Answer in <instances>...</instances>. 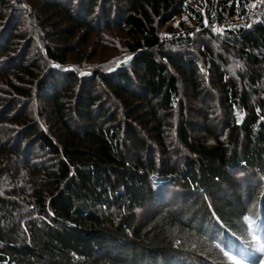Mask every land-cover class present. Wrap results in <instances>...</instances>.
<instances>
[{"label":"trees","instance_id":"trees-1","mask_svg":"<svg viewBox=\"0 0 264 264\" xmlns=\"http://www.w3.org/2000/svg\"><path fill=\"white\" fill-rule=\"evenodd\" d=\"M0 90V264L264 258V0H0Z\"/></svg>","mask_w":264,"mask_h":264},{"label":"rangeland","instance_id":"rangeland-1","mask_svg":"<svg viewBox=\"0 0 264 264\" xmlns=\"http://www.w3.org/2000/svg\"><path fill=\"white\" fill-rule=\"evenodd\" d=\"M101 37V38H100ZM95 38L97 39V40H99V39H102L103 41V46L101 45L100 46V49H103L102 51H103V54H102V52H100L99 51V53H100V56H98V57H96L95 58V60H94V62H98L99 63V65L100 64H110V63H112V62H115L114 60H116V59H118V57H121L122 55H126L127 54V52L125 51V44H124V41H125V37H124V35H123V33H122V31H119V30H115V31H110V32H105V33H103L102 35H100V33L99 34H96L95 35ZM96 39H94V40H96ZM95 46H94V43L93 44H91V46L89 47L91 50H93V48H94ZM173 52H175L176 54H178V55H180V54H182V53H180V52H178V51H176V50H174ZM185 53H187V52H185ZM205 73V72H204ZM204 73H202L203 74V76L205 77V79L207 80V82H208V79H210L209 78V76L208 75H206V74H204ZM206 82V83H207ZM1 87L2 88H4L5 89V91L6 90H8V87L6 86V85H1ZM208 87V86H207ZM206 87V88H207ZM208 89H209V87H208ZM11 92H12V90H10ZM210 91V90H209ZM2 94H4V92H3V90H0V97H2L3 96V98L4 97H6L8 94L6 93V94H4V95H2ZM209 95V94H208ZM204 101H205V103L206 104H204V105H202V107H200V108H193V109H198L197 110V112H198V114H200V115H208L209 116V111H206V109H207V105H211L210 104V102L208 101V99H206V98H204ZM216 104H218V105H216ZM214 105H216L217 107H219V108H217V110H218V112H215L213 115H212V122H213V124L215 123V120L216 121H218V114H221L222 115V107H221V105L219 104V103H217V102H214ZM213 106V105H212ZM221 107V108H220ZM177 113L174 115V118L172 119V122L175 124L174 126H173V129L171 130V134L172 135H168V142L169 143H172L173 144V142H176V135H175V127H176V122H177ZM176 116V117H175ZM216 116V117H215ZM214 117V118H213ZM218 117V118H217ZM221 120V119H220ZM43 120H41V122H42ZM222 121V120H221ZM212 122H210L211 124H212ZM42 124V126L43 127H45L46 125H44V122H42L41 123ZM211 126V125H210ZM197 127H198V129H206V128H204V123L203 122H201V121H199L198 123H197ZM221 131V130H220ZM170 137V138H169ZM160 148V147H159ZM172 152H173V154H175V152L179 155L181 152V149L178 151V150H176L175 151V149H173L172 148V150H171ZM156 201V200H155ZM155 201L154 202H152L150 205H149V207H148V209L146 210V212H144L143 214H141L140 213V216H142L141 218L143 219V218H145V216L146 215H149V213L150 212H154L152 209L154 208V206H155Z\"/></svg>","mask_w":264,"mask_h":264},{"label":"snow or ice","instance_id":"snow-or-ice-1","mask_svg":"<svg viewBox=\"0 0 264 264\" xmlns=\"http://www.w3.org/2000/svg\"><path fill=\"white\" fill-rule=\"evenodd\" d=\"M247 221L248 225V231L251 233V240L256 241L257 243L253 245L252 247L264 254V244H260L259 242L261 241V235L257 233V231L254 230L255 228V221L252 220L250 217H245L244 218ZM216 247H220V245H216ZM223 255L229 260L232 261L233 264H244V259L243 258H238V255L232 254L231 251H224ZM259 264H264V258L259 260Z\"/></svg>","mask_w":264,"mask_h":264}]
</instances>
